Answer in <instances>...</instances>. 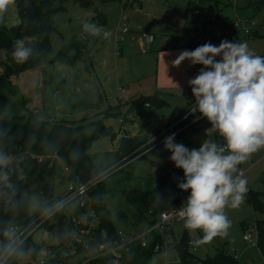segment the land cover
Instances as JSON below:
<instances>
[{"label": "rangeland", "instance_id": "374dc122", "mask_svg": "<svg viewBox=\"0 0 264 264\" xmlns=\"http://www.w3.org/2000/svg\"><path fill=\"white\" fill-rule=\"evenodd\" d=\"M263 1L120 0L109 2L96 0L93 5L95 11H93L80 7L78 0H55L64 10L55 14L53 18L56 30L50 35L52 52L59 51L65 44L77 42L83 46L84 57L70 66L58 62L46 63L45 66L34 67L9 75V83L16 88V93L4 92L7 103L0 113V119L11 116L25 117L30 123H45L53 120L80 121L98 117L104 120L109 112L113 113L115 116H108L104 124L116 133V137L111 140L109 135L100 136L92 143L89 151L93 165L98 170H103L115 161L114 152L117 148V140L123 134L134 136L139 142L155 139L166 128L168 119L181 115L189 101L194 98L191 88L183 90L171 88L173 83L169 82L165 76L173 75V78L180 79V75H184V71L179 72V67H173L171 61L163 67L162 71L165 75L161 73L157 79V54L159 50L171 48L190 50L183 38H176L178 42L175 43L173 37L178 36V34L173 31L174 25H182V30H187L188 34H193L197 23H203L206 18L215 14L224 21L251 18L257 23H261L264 19V8L257 9L255 7ZM125 2L129 4L133 2V8L127 6L123 11L120 10V3ZM175 11L178 14H175ZM189 11L197 12L193 20L194 23L190 24L187 23ZM91 12L103 13L106 16V23L102 24L97 20L89 19ZM122 15L130 20L128 23L129 31L124 34L116 28ZM85 20L105 27L112 32V36L108 39L88 37L81 30ZM17 22L18 16L14 4L0 18V27L9 28ZM204 28L208 29L206 26ZM144 33L153 36L151 43L140 39V35ZM132 36H134V40H132ZM228 36L235 37L239 41H246L250 49L257 54L264 52V37L252 39L232 31ZM24 41L25 44H30L33 40L25 39ZM140 41L146 46L145 49L139 46ZM198 46H195L193 50ZM119 49L122 51L117 54ZM150 49L151 52H149ZM2 58L3 53H0V60ZM43 69L45 70L43 71ZM186 70L190 74L185 76L191 77L195 73L193 69ZM159 82L160 85L157 86ZM154 94H159L158 96L164 103L155 108L152 119L141 124L137 116L132 113L129 119L131 121L121 124L120 114H128L127 110L133 101ZM194 107L195 104L191 109ZM199 116L201 115L198 111H193L190 117L195 119ZM210 128L211 124H206L204 120H201L191 130L177 133L175 142L182 143L189 149H198L203 140L218 138L213 131L209 130ZM176 129L178 127L174 130ZM158 141L150 142L151 148H149L150 151L146 155V159L133 163L129 162L133 158L130 159L128 161L130 164H125H128L125 171L132 172L134 177L147 175L159 177L166 172L172 173L176 167L169 159L171 152L164 148V142L159 145ZM150 162L158 164L160 168ZM59 164L55 166L56 176L48 179L52 189V196L49 199L41 198L33 193L27 194V209L30 215H34L38 211L29 206V201L33 197L45 205L52 199L60 197L65 191L67 177L61 172ZM117 166L118 168L122 167L119 163ZM240 168L248 181L247 193L254 192L260 195L263 203L262 210L253 211L246 193L244 202L238 208L227 210V215L232 222L229 234L224 238L217 237L211 243L200 246H195L192 241L199 239L202 233H189L184 229L182 221H175L170 230L163 234L164 246H170L166 248L165 256L154 253L151 264H179L173 244L181 241L184 234L188 243L194 246V250L191 247L190 250L197 258H213L220 251L234 255L235 251L237 253L236 259L240 263L263 264L257 245L246 244L242 240L244 225L241 226V222L244 221L249 224H253L256 220L264 222V150L254 154ZM120 172L115 173L114 178H117ZM112 192L104 195L103 203L117 229L138 230L145 227L146 223L139 227L122 228L119 226L116 213L125 211L128 204L118 187H114ZM32 239L37 242L43 239L49 240L48 236L42 233V230L36 232ZM67 248L68 245L65 249ZM25 263L26 259L23 258L21 264Z\"/></svg>", "mask_w": 264, "mask_h": 264}, {"label": "trees", "instance_id": "16d2710c", "mask_svg": "<svg viewBox=\"0 0 264 264\" xmlns=\"http://www.w3.org/2000/svg\"><path fill=\"white\" fill-rule=\"evenodd\" d=\"M96 0H78V4L85 10H93ZM120 1V0H101ZM18 22L9 28L0 27V53H3L1 61L2 72L0 73V113L4 110L7 99L5 91L15 94L16 88L9 83L8 77L11 74L19 73L26 69L45 66L46 63L55 62L65 65H73L77 60L84 57L82 44L72 42L65 44L57 52H52L50 35L55 32L54 15L64 10L55 0H15ZM257 9L264 8V1L256 5ZM91 20H97L102 24L106 23V16L103 13H92ZM264 27V19L260 23ZM264 37V34L256 33L253 38ZM31 39L32 43L26 44L33 49V55L24 63H17L12 52L17 40ZM260 55H264V52ZM45 69H43L44 71ZM164 101L157 95L141 97L131 103L128 112L134 113L140 123L153 118L154 110ZM195 104V98L189 101L181 115L168 119L166 127L177 121L186 114ZM115 116L108 113L104 120L98 118H86L80 121L53 120L45 123H30L25 117H8L0 119V150L12 156L16 165L11 171L10 181L15 186V195L11 197V203L2 194L7 189L0 190V229L6 225H25L31 221L34 215L28 213L26 196L29 193L36 194L41 198H50L52 189L48 183L50 177H55L56 156L61 163L68 166L70 170L69 179L80 182H88L98 177L104 170H98L90 159L92 143L100 136L109 135L114 140L116 133L112 132L104 121L108 116ZM192 116V115H191ZM192 119L193 117H189ZM188 118V119H189ZM188 119L177 127L188 123ZM131 121L126 120L124 122ZM122 122L121 124H124ZM176 128V127H175ZM174 128V129H175ZM173 129V130H174ZM191 128H185L187 132ZM218 139V138H217ZM148 141L139 142L134 136L123 134L117 140V148L114 152L115 161L122 165L117 178H114L115 171L106 179L98 181L88 190V199L94 209L99 224L96 232L104 231L108 239L116 238L117 227L112 223L109 212L103 203V197L118 187L125 198L128 206L125 211L116 213L119 226L139 227L143 223L150 224L157 220L158 214L173 203H181L189 195L181 191L177 185L183 180L182 169H174L172 173L166 172L159 177L147 175L145 177H134L132 172L125 171V167L135 161L146 159L148 152L125 165L130 159L137 156L150 147L145 145ZM32 155H38L41 161L37 162ZM155 164L154 162H150ZM158 168L160 166L155 164ZM110 166V165H109ZM113 193V192H112ZM248 201L253 211H261L263 203L260 195L254 192L247 193ZM59 198V197H58ZM57 198V199H58ZM52 199L45 205H51ZM258 229V250L264 264V222L256 220ZM241 222V226H245ZM42 229L50 235V238L61 245L67 239L68 233L76 230L69 221L68 209L58 211L47 219ZM0 239H3L0 235ZM160 244L156 236L151 239L146 248L140 245H133L130 252L119 264H151L154 255L152 248L155 243ZM43 243L37 242L29 237L23 247L28 253L24 258L35 260ZM178 255L179 264H254L240 263L234 255L220 251L213 258H197L190 250L189 243L184 237L173 244ZM22 260H13L11 264H21ZM46 264H69V259L58 255L55 259ZM103 264V263H96Z\"/></svg>", "mask_w": 264, "mask_h": 264}, {"label": "clouds", "instance_id": "9594fccd", "mask_svg": "<svg viewBox=\"0 0 264 264\" xmlns=\"http://www.w3.org/2000/svg\"><path fill=\"white\" fill-rule=\"evenodd\" d=\"M14 4L15 0H0V18ZM81 30L88 37L112 36L110 30L88 20ZM32 55L33 49L24 40L16 41L12 57L17 63L26 62ZM186 60L190 65L202 66L188 80L195 98L192 111L207 119L209 130L218 139L207 138L198 149H189L175 142V133L165 138L164 148L171 152L169 159L184 174L177 187L189 193L179 209L170 208L165 215L178 217L189 233H202L192 241L200 246L229 234L232 222L227 210L238 208L248 191L240 166L264 150V55L250 49L246 41L225 39L218 46L206 42L194 50H183L171 64L178 68ZM16 163L0 150V190H8L2 194L9 203L15 195L10 175ZM64 204L57 201L42 205L35 197L29 201L30 208L47 215ZM0 235V264H11L28 255L23 247L25 238L15 226L6 225Z\"/></svg>", "mask_w": 264, "mask_h": 264}, {"label": "built area", "instance_id": "2783aa9c", "mask_svg": "<svg viewBox=\"0 0 264 264\" xmlns=\"http://www.w3.org/2000/svg\"><path fill=\"white\" fill-rule=\"evenodd\" d=\"M196 14L197 12H188V24L194 23L193 20L195 19ZM129 21L130 20H128L126 16L122 15L118 24L116 25V28L120 29L122 34L128 32ZM204 26H206V28L208 29L206 30ZM230 31H232L233 33L239 32L247 38H252L256 33L264 34V27H262L260 23H257L251 18L224 21L220 20L216 15H211L206 18L203 23L196 24L193 34H191L190 38L187 34H185L183 39L189 49H193L195 46L203 45L206 42H213L226 37H230L228 36L230 34ZM140 39L151 43L153 40V36L144 33L140 35ZM132 40H134V36H132ZM131 114L132 113L120 114V122H124L130 119ZM192 114L193 111L192 109H190L186 114L181 116L179 120L166 127L153 140H159L158 144L161 145L167 136L173 133H175L176 135L177 133L183 131L185 127L193 128L201 120H204L206 124H210L206 118H204L203 116H199L195 119H191L189 123H187V126L185 124L178 127V129L173 130L180 123L188 119V117H190ZM153 140L148 141L145 145L150 144V142ZM149 148L139 153L133 158V160L148 152L150 150ZM32 158L37 162L41 161V158L38 155H32ZM52 158L56 160L55 166L56 164L60 163V170L64 174V176L67 177V186L63 194L51 205H54L57 201H64L65 204L64 207L60 209L54 208L52 214L50 215L43 214L42 212L35 214L31 221L25 225H12L15 226L18 231L23 234L25 238L24 243L29 237H33L34 234L40 230H42V233L44 235L48 236L49 240L45 241L43 239L39 241L40 243H43V245L39 250L35 260L25 258V264H46L47 262L55 259V257H57L58 255H62L63 257L68 258L69 264H119L122 259L128 255L133 245H140L141 247L146 248L151 239L156 236L160 239V244L158 242L155 243L153 245L152 251L153 253H158L162 256H165V250L170 246H164L162 242L163 234L166 231L170 230L173 222L179 221L178 217H167L165 213L170 208L179 209L187 197L181 203H173L168 206L158 214L156 221L150 224L146 223L145 227L139 228L138 230L126 228L117 229L116 238L108 239L104 231H101L99 234L96 232L99 224V219L89 203L87 194L91 186H93L98 181L106 179L108 176L119 169L117 163L105 168L98 177L83 183L80 182L76 177L75 180L69 179L68 176H70V170L68 166L61 163L56 156H52ZM65 209H68L69 221L76 230L68 233L65 242L61 245H58V242L51 239L50 235L45 232L42 227L45 221L49 219L53 214ZM242 240L246 244H258V229L255 223L245 224V226L243 227ZM66 245H68L67 249H65ZM189 247L194 250V246L191 243H189ZM234 256H237L235 252Z\"/></svg>", "mask_w": 264, "mask_h": 264}, {"label": "crops", "instance_id": "0c3cea01", "mask_svg": "<svg viewBox=\"0 0 264 264\" xmlns=\"http://www.w3.org/2000/svg\"><path fill=\"white\" fill-rule=\"evenodd\" d=\"M133 3V2H132ZM132 3H128V2H125V3H120V6H121V9L120 10H124V8L125 7H127V6H129V7H131V8H133L132 6ZM175 14L177 13L178 14V12H174ZM93 14H91V16H92ZM216 15V14H215ZM218 17V16H217ZM184 25H185V23H184ZM183 29V26L182 25H174V27H173V31L175 32V33H177L178 34V36H175V37H173L175 40V43H177L178 42V39L179 38H184V35L185 34H187L188 36H189V38L191 37V34H188V33H186L187 32V30H182ZM181 34V36H179ZM183 35V36H182ZM176 38H178V39H176ZM229 40V41H233V42H235V41H239V40H236V38L235 37H226V38H223V39H220V40H216V41H213V42H210V43H212V44H214V45H219V43L222 41V40ZM142 41H144V40H142ZM142 41H140V44H139V46H141L142 48H144L145 49V47L146 46H144V43L142 42ZM173 41V40H172ZM146 42V41H145ZM154 42V41H153ZM147 44V43H146ZM183 50H188V49H179V48H177V49H168V50H159V53L157 54V71H156V75H157V79H159V77H160V74L162 73V74H164V72L162 71L163 70V67H164V65H167V64H169V62L170 61H173L179 54H180V52H182ZM190 50H193V49H190ZM121 51H122V49H119V52H118V50H117V54H120L121 53ZM143 51H145V52H148L147 50H143ZM152 50L150 49L149 50V52H151ZM263 52V51H262ZM261 52V53H262ZM163 53H168V55H164ZM260 53V54H261ZM156 54V53H155ZM259 54V55H260ZM161 56V57H160ZM202 66L201 65H190V62L189 61H184L180 66H179V69H180V71L179 72H182V71H184L183 73H184V75H180V79H176L175 77L173 78V75H166L165 77L168 79V81L169 82H172L173 83V85H172V87L171 88H175V89H177V90H183V89H188V88H191L190 86H189V84H188V80L190 79V78H194L197 74H198V71H199V69L201 68ZM186 69H193L194 70V72L195 73H193V75L190 77H188V76H185V75H189L190 74V72L189 71H187ZM165 75V74H164ZM158 85H160V82H159V84L157 83V86ZM157 95H159V94H157ZM128 113H131V112H128ZM247 224V223H246ZM243 226V225H242ZM234 251V250H233ZM235 252V251H234ZM237 254V253H236ZM237 257V256H236Z\"/></svg>", "mask_w": 264, "mask_h": 264}]
</instances>
